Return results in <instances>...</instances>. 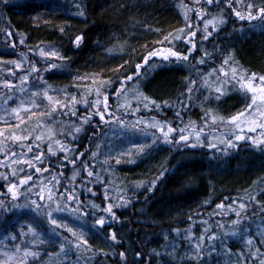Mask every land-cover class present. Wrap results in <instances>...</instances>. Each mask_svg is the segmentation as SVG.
Masks as SVG:
<instances>
[{"label":"rangeland","instance_id":"rangeland-1","mask_svg":"<svg viewBox=\"0 0 264 264\" xmlns=\"http://www.w3.org/2000/svg\"><path fill=\"white\" fill-rule=\"evenodd\" d=\"M177 1L184 26L167 36L166 46L151 51H157L158 55L150 57L147 63L144 58L139 75L136 67L132 79H128L130 75L123 78L114 92H108L109 87L101 82L105 75H81L70 71L63 49L56 43L28 47L25 38L14 36L9 28H5L10 45L2 50L5 57H15V60H0V181L4 182L0 192V264H23L24 253H33L29 248L36 242L50 247L51 240L46 238L55 240L52 245L56 249L54 258L57 260L54 262H67L70 253H76L73 250L81 253L80 249L84 248L87 252L80 241V237L84 240L87 228L107 227L106 239L113 247L117 242L112 236L123 226L131 227L133 236L139 231L152 234V229L142 226L134 229V218L123 219L134 214L133 211L131 214L125 212L124 181L118 171L123 163L134 162L136 159L133 158L142 153L158 155L164 152L171 160L170 155L177 160H192L201 157L203 151H214L219 144L264 145L261 143L264 141V127L251 122V110L247 109L252 94L242 91L239 83L241 73L246 77L251 73L230 65L229 57L217 67L207 66L204 60L213 56L211 52L216 45L213 37L220 31L235 30L243 34L246 29H262L264 18L252 19L249 13L259 17L263 4L258 0ZM32 3L43 4L56 13L60 9L69 15L70 11L75 16L82 13L79 0H0V21L4 23L6 6ZM168 50L188 59L177 60L169 56L164 60ZM41 51L52 55L41 56ZM33 66L36 71H33ZM171 66L181 67L189 78L182 95L185 98L168 104L145 93L141 82ZM48 75L57 77V82L49 85ZM227 94H237L243 102L239 103L238 112L222 117L216 105ZM143 97L155 103L145 107ZM73 98L76 103H73ZM105 106L107 111H104ZM241 112H245V116L235 123L230 122ZM255 120L264 125V117L259 113H256ZM167 127L174 129L168 135L171 143L166 142L163 135ZM76 128L80 131H75ZM250 128L255 130L250 131ZM37 136L41 139L37 140ZM181 136H187V141ZM50 146L55 155L49 150ZM87 153H90L89 160L93 161L91 166H80L82 155ZM89 171L92 176L88 175ZM23 179H30V182L12 189L14 193L9 191L11 185L16 186ZM134 184L133 190L144 191L147 188L141 182ZM96 188L107 195L101 211L98 215L96 213V221L92 222L88 217L92 211L86 207L84 199L89 195L103 196L97 193ZM109 205L112 206L111 213L105 211ZM101 217L105 220L103 226L97 223ZM194 236L192 229H187L182 235L177 233V239L184 241L183 245L175 241L163 252L171 255L183 246L180 257L185 262H207L205 258L213 252L209 248L212 241L208 239L207 244L197 245ZM229 237L233 236H225V241ZM31 238L33 240L29 241ZM155 246L156 243L148 253L150 256L159 253ZM115 259L123 261L120 255Z\"/></svg>","mask_w":264,"mask_h":264},{"label":"trees","instance_id":"trees-1","mask_svg":"<svg viewBox=\"0 0 264 264\" xmlns=\"http://www.w3.org/2000/svg\"><path fill=\"white\" fill-rule=\"evenodd\" d=\"M258 2L264 8V0ZM79 3L83 13L80 16L61 9L52 12L43 4L6 6L4 23L0 21V60H15L5 57L2 50L10 45L5 35L9 28L12 35L25 38L28 47L56 43L63 49L70 71L105 75L101 82L109 87L108 92H114L119 81L135 74L137 65L152 50L166 46L167 36L184 26L177 0H79ZM77 36L82 37L79 46L75 43ZM213 39V44L216 43L213 56L204 59L207 66H220L229 57L230 65L264 75V28L246 29L243 34L226 29ZM180 68L171 66L156 72L141 82L143 90L168 104L184 99L189 75ZM56 78L48 75V84L57 82ZM240 102L242 98L237 94H227L218 101L217 111L222 117L231 116L240 110ZM232 145L213 146L214 151H203L201 157L192 160H177L170 155L171 160L164 152L158 155L146 152L134 157L132 163H123L118 175L124 181L125 212L134 214L123 219L134 218V229L142 226L153 233L139 231L133 236L132 228L123 226L115 231L117 246L113 247L106 239L107 227L87 228L83 236L86 253L84 248L80 249L81 253L73 250L76 253H70L69 261L55 263L54 253H57L52 245L55 240L46 238L51 240L50 247L36 242L29 248L36 254L35 258L24 255L23 264H199L200 260L185 262L180 257L183 246L171 255L163 252L175 241L183 245L177 233L182 235L187 229L196 234L197 245L207 244L208 239L212 241L209 248L213 252L203 264H261L264 261V145ZM89 155H82L80 166H91ZM135 182L147 188L133 190ZM3 185L0 181V192ZM95 190L103 196L89 195L84 199L92 211L88 214L92 222L96 221L107 195L99 188ZM230 234L233 237L225 241L224 237ZM249 240L252 244H248ZM154 243L158 256L148 254ZM121 253H124L123 261H116Z\"/></svg>","mask_w":264,"mask_h":264},{"label":"snow or ice","instance_id":"snow-or-ice-1","mask_svg":"<svg viewBox=\"0 0 264 264\" xmlns=\"http://www.w3.org/2000/svg\"><path fill=\"white\" fill-rule=\"evenodd\" d=\"M6 2V0H5ZM208 3H212V0H207ZM251 7V5L249 6ZM80 15H83V13H80ZM237 15L239 16L240 14L237 13ZM249 15L251 16L252 19H256V18H264V8H262L260 10V16L257 17L255 15H252L251 13H249ZM241 19H244L243 16H240ZM210 23V22H209ZM217 23H222V21H217ZM207 26V24H206ZM182 31V30H181ZM178 38V37H177ZM167 39V38H166ZM82 41V37L81 36H77L76 37V40H75V43L77 46H79L80 42ZM41 56H45V55H52V54H48V53H45L44 51H41ZM158 55V52L157 51H153L151 53H149V56L145 57V63H147L148 59L152 56H156ZM169 56H172V57H175L177 60H187L188 57L187 56H181L179 53L175 52V51H172V50H168V55H165L163 57L164 60H168ZM50 67H56V65H51ZM142 67V65L138 64L137 65V75H139V69ZM33 71H36V68L35 66H33ZM233 73L235 74L236 73V70L233 69ZM129 80L132 79L131 76L128 77ZM258 81V82H257ZM239 83H240V87H241V90L242 91H246L247 93H251V103H249L247 105V109L248 110H251L250 111V115L252 116V120L251 122L256 125V126H259V127H264V125H261L259 124L256 120H255V115L256 113H259L262 117H264V111H262V109H264V75L262 76H257V74L255 73H252L250 76H244L243 73L240 74V77H239ZM217 91H220L219 89H217ZM223 94V93H221ZM45 95H47V93H45ZM48 99L51 101L52 98L51 97H48ZM143 99L146 101L145 103V107H147L148 104H154L155 102L152 101V100H149L147 97H143ZM217 99H219V97H217ZM107 100V98H105V101ZM77 101L75 100V98H73V103H76ZM96 104H99V101H96L95 102ZM157 108H159V105H156ZM13 111H16V110H13ZM104 111H107V106H105V109ZM73 115H75V112L73 111ZM177 115H179V113H177ZM241 116H245V112H241L238 114V116H235L232 118V120L230 122L232 123H235L239 120V118ZM101 119L103 120L104 117L103 115H101ZM87 122V121H85ZM213 122H215V118H213ZM153 126H156V124L154 123ZM239 126V125H237ZM250 131H254L255 129L254 128H250L249 129ZM75 131L79 132L80 129L79 128H76ZM174 131V129L172 127H167V131L163 132V135L165 137V140L166 142H169L171 143L170 140H168V135L169 133H172ZM181 131H183V129H181ZM238 139H242L243 137H237ZM37 140H40L41 137L37 136L36 137ZM181 139L182 140H185L187 141L188 137L187 136H181ZM60 142L57 141V144H59ZM261 143H264V141H261ZM192 147H194L195 145H190ZM230 146H233V145H230ZM49 150L52 151V154L55 155V152L52 150L51 146L49 147ZM61 150H64L63 146H61ZM29 151H31V148H29ZM40 157H37V159H39ZM74 163V162H73ZM38 171H40V169H37ZM46 170V169H45ZM88 175L89 176H92L93 173L91 171L88 172ZM22 183H26V181H22ZM9 191H12V188L9 189ZM13 198H15V194L13 196ZM71 199H74L75 197H70ZM49 199H51V193L49 195ZM95 207V205H94ZM218 207H222V205H218ZM241 207H243V205H241ZM111 209H112V206L109 205V207L107 209H105V211L111 213ZM237 215L239 216V213H237ZM115 218V217H114ZM53 224H56V221L55 220H52L51 221ZM98 224H100L101 226H103V224L105 223V220L104 218H100L98 221H97ZM234 223H236L234 221ZM58 227L60 225H57ZM69 231H71V229H68ZM29 231H32V229H29ZM73 235H76L75 233H73ZM112 239L115 240L116 237L113 235L112 236ZM80 241L81 243H85L86 244V241L83 240L82 237H80ZM248 244H252V241L249 240L248 241ZM63 250V248L61 249ZM25 256H29V255H35L34 253H29V252H25L24 253ZM121 258H124V253H121ZM261 264H264V261L261 262Z\"/></svg>","mask_w":264,"mask_h":264},{"label":"flooded vegetation","instance_id":"flooded-vegetation-1","mask_svg":"<svg viewBox=\"0 0 264 264\" xmlns=\"http://www.w3.org/2000/svg\"><path fill=\"white\" fill-rule=\"evenodd\" d=\"M43 152H47V151H43ZM22 181L30 182V179H28V180L23 179ZM22 181H21V184L19 185V187L24 185V183H22ZM16 188H17V187H15V189H16Z\"/></svg>","mask_w":264,"mask_h":264},{"label":"water","instance_id":"water-1","mask_svg":"<svg viewBox=\"0 0 264 264\" xmlns=\"http://www.w3.org/2000/svg\"><path fill=\"white\" fill-rule=\"evenodd\" d=\"M258 16H260V14ZM10 188H12V186Z\"/></svg>","mask_w":264,"mask_h":264},{"label":"bare ground","instance_id":"bare-ground-1","mask_svg":"<svg viewBox=\"0 0 264 264\" xmlns=\"http://www.w3.org/2000/svg\"><path fill=\"white\" fill-rule=\"evenodd\" d=\"M263 28H264V27H263ZM263 28H262V29H263ZM260 30H261V29H260ZM94 144H95V143H94Z\"/></svg>","mask_w":264,"mask_h":264}]
</instances>
